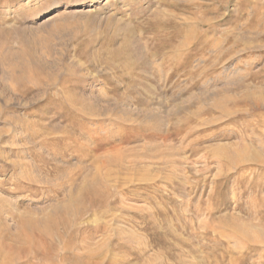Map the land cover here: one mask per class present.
Returning a JSON list of instances; mask_svg holds the SVG:
<instances>
[{
  "label": "rangeland",
  "instance_id": "374dc122",
  "mask_svg": "<svg viewBox=\"0 0 264 264\" xmlns=\"http://www.w3.org/2000/svg\"><path fill=\"white\" fill-rule=\"evenodd\" d=\"M69 263L264 264V0H0V264Z\"/></svg>",
  "mask_w": 264,
  "mask_h": 264
},
{
  "label": "bare ground",
  "instance_id": "6f19581e",
  "mask_svg": "<svg viewBox=\"0 0 264 264\" xmlns=\"http://www.w3.org/2000/svg\"><path fill=\"white\" fill-rule=\"evenodd\" d=\"M73 201V200H72ZM26 221V220H25ZM24 253V252H23ZM98 255V254H97ZM24 256V255H23ZM19 258H20V256H19ZM20 260V259H19ZM70 264V263H69ZM72 264V263H71Z\"/></svg>",
  "mask_w": 264,
  "mask_h": 264
}]
</instances>
